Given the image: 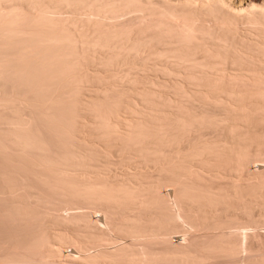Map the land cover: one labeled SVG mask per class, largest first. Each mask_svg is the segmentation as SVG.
Returning <instances> with one entry per match:
<instances>
[{
    "label": "bare ground",
    "instance_id": "obj_1",
    "mask_svg": "<svg viewBox=\"0 0 264 264\" xmlns=\"http://www.w3.org/2000/svg\"><path fill=\"white\" fill-rule=\"evenodd\" d=\"M238 1L0 0V130L18 150L45 152L25 104L64 89L49 107L84 113L89 124L76 120L75 133L91 129L106 151L82 142L74 149L75 133L65 132L57 191L128 211L86 225L115 230L116 240L84 236L93 247L82 250L61 237L58 247L114 264H194L137 253L124 239L147 241L169 225L184 229L175 235L217 230L238 220L219 212L243 192L242 215L259 209L264 217V0ZM151 61L160 66L149 69ZM147 68L174 81L143 76ZM85 84L97 89L82 108ZM114 150L128 154L120 163L140 165L126 173L132 180H115L112 167L97 172L112 165ZM248 245L212 251L251 252Z\"/></svg>",
    "mask_w": 264,
    "mask_h": 264
},
{
    "label": "rangeland",
    "instance_id": "obj_2",
    "mask_svg": "<svg viewBox=\"0 0 264 264\" xmlns=\"http://www.w3.org/2000/svg\"><path fill=\"white\" fill-rule=\"evenodd\" d=\"M234 1L239 4L238 0ZM243 3L245 2L243 1ZM152 65L155 68L160 66V63L151 61L148 67L151 70L153 67L150 68V66ZM87 67L88 72L95 73V68L92 65ZM148 68L145 69V73L143 72V76L147 75L158 82L174 81L172 78L171 80L169 77L155 72V69L150 70L152 72L150 73ZM184 85L187 89L190 88V86ZM96 87L93 84L84 85L81 97L79 96V100H82L80 107L93 97L92 92L97 89ZM63 91L64 89L59 88L53 94L37 96L31 101H26L25 104L28 105L27 110L31 113L33 124L45 144V152L18 150L10 143L6 132L0 130V264H114L106 257L84 259L64 245H62L63 252H58V248H62L58 247V239L61 237L68 238L75 247L82 250L86 247H93L89 243L86 244L84 236L91 235L95 239L103 236L105 239L116 240L118 235L115 230L99 226L87 229L86 225L93 220L95 224H100L97 218L105 213L120 218L122 214L128 212L127 210L116 211L90 205L81 199L57 191L56 182L58 179L53 170H59L57 167L63 164L61 157L64 154L61 144L64 141L59 137H62L65 132L75 133L76 120L78 127L84 126L86 123L89 124V117H86L84 113L77 117L69 103L49 107L56 98L61 97ZM2 100L3 98L0 97V101ZM248 101L245 100L244 103L251 104ZM75 136L72 139L75 144L74 149H82V142L106 151L104 143L98 141L95 133L89 128L82 134L76 132ZM110 157H112L110 158L112 165H100L102 167L98 166V170L99 168L100 170L97 172L102 173L101 171H103L104 173L108 171L107 168L112 167L109 176L118 175L120 179L126 181L127 179L132 180L129 178L131 176L126 175L127 172L130 175V173L141 169L135 159H131L135 160L133 164L131 161L128 164L129 160L127 163L124 161L126 164L120 163L123 159L129 158H127L128 154L123 155L118 150H114ZM47 160L53 161L55 167L44 166ZM104 165H106L105 168ZM137 167L139 168L137 169ZM102 168L106 170L104 171ZM118 176L115 177V180ZM120 179L118 181H121ZM228 179L231 177L228 176ZM243 193L242 198L232 199L219 212L225 220L228 216L238 220L229 222L230 224L226 223L217 230L211 226L204 231L192 228L186 231L189 234L175 235L178 232L185 233L184 229L169 225L166 230L160 231L158 236L147 241L124 239V242L137 253L152 254L159 258L184 255L195 259L197 262L194 264H264L263 212L259 209H251L242 215L240 203L245 200L246 195L245 192ZM144 213L158 220L174 217L168 213L161 214L153 211ZM245 239L252 250L251 252L240 251L238 254L232 250L224 253L212 251L221 247L231 246L232 248Z\"/></svg>",
    "mask_w": 264,
    "mask_h": 264
}]
</instances>
